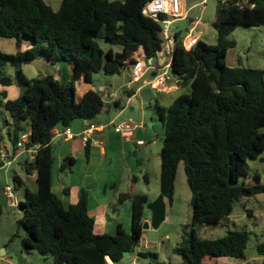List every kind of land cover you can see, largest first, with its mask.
<instances>
[{"label":"trees","instance_id":"trees-1","mask_svg":"<svg viewBox=\"0 0 264 264\" xmlns=\"http://www.w3.org/2000/svg\"><path fill=\"white\" fill-rule=\"evenodd\" d=\"M146 1L61 0L56 9L47 0H0V36L12 37L16 44L15 52L0 49V82L15 81L21 87L16 97H0V111L9 116L6 123L13 128L14 146L25 131L30 132L27 147L39 144L34 159L26 162L27 172H37L36 189L19 174L13 179L15 188L25 185L19 207L27 234L21 247L51 255L52 264H109L107 255L115 263L122 260L140 244L149 196L135 189L136 176L132 177L127 191L120 193L122 201L132 202L130 230L118 223L113 233L94 230L88 190H81L77 202L64 204L52 187L54 128L71 126L76 118L93 119L104 107L121 106V101L107 102L92 87L78 97L74 80L64 82L52 72L29 77L23 66L43 57L53 64L64 62L74 79L93 82L94 72L119 73L140 56H154L164 45L163 27L142 11ZM214 22L215 43L199 38L185 47L178 29L171 69L189 88L169 105H157L165 130L160 191L173 202L183 161L192 192V227L174 246L186 264H217L226 255L245 257L252 230L223 220L242 197L264 192L258 172L256 182L242 180L250 159H264V68L227 62L229 48L236 45L232 30L240 24H264V0H220ZM103 28L105 38L121 49L100 45L96 36ZM6 64L14 67L13 75L5 73ZM88 150L89 145L87 156ZM65 158L62 169L75 161ZM202 224H226L227 230L222 236L200 237L196 227ZM256 249L264 262V240ZM139 253L157 256L150 250Z\"/></svg>","mask_w":264,"mask_h":264},{"label":"rangeland","instance_id":"rangeland-1","mask_svg":"<svg viewBox=\"0 0 264 264\" xmlns=\"http://www.w3.org/2000/svg\"><path fill=\"white\" fill-rule=\"evenodd\" d=\"M54 8H58L61 0H49ZM199 0H184V10L187 11L189 17L183 19H177L173 22V27L182 30L185 34L188 31V26L191 18H198L199 23L195 27V33L202 30V38L208 42L215 43L218 40L217 27L215 25V18L217 13V7L220 0H207L204 5L196 3ZM105 29L103 28L99 34L96 36L100 45L104 49L113 47L118 50L122 46L120 44H115L107 40L104 36ZM230 37L235 39L236 45L232 46L228 50L227 62H234V64H244L264 68V24L263 25H250V24H240L235 27L230 33ZM24 46H27V40L24 42ZM0 49L7 52H15L16 44L15 39L12 37L0 36ZM27 72L31 76L33 66L30 64L26 65ZM67 69V68H66ZM14 70L11 64H7L4 71L9 73ZM40 72V71H39ZM131 75V63L125 66L119 73H107L105 71H98L93 73V84L94 86L103 93L113 92V96H117L126 102L128 95L126 94V83ZM148 76V74L146 75ZM143 81V79H142ZM68 82V81H66ZM151 85V84H150ZM147 89L150 86L146 87ZM189 86H184L181 91L188 90ZM150 90L158 95L159 91L156 89ZM109 94V93H108ZM1 96V95H0ZM138 102L140 98L135 96ZM147 110L153 116L147 115L145 117L146 126L148 131H144L143 137L146 143L143 145V149L149 150V161L145 153H141L139 156L146 159L144 162L139 163V165H144V171L146 170L151 178L150 184L147 181L142 180L139 184L140 188L147 191L155 201L160 194V181L156 178L158 177L160 152L163 146L164 137V125L163 122L155 108V103L150 105L148 102L146 104ZM3 109V107H2ZM130 110V107H128ZM114 115L113 112L111 116ZM9 117V116H8ZM81 118H76L79 121ZM114 127V125H112ZM141 129H143L141 127ZM13 130L11 125L6 123V114L0 111V150L10 152L13 154V141L11 136V131ZM59 146L54 148L55 161H54V185L53 189L56 192H60L59 188L62 184L58 173L60 172V158H59ZM135 149V148H133ZM134 154V151H132ZM264 155V151L262 152ZM114 161L104 165L100 172L106 170L116 171L118 182L123 184L126 182L123 169V163L117 160L112 155ZM65 160V159H63ZM109 160V156H108ZM68 162V160H66ZM84 158L78 161V165L84 163ZM146 163L149 167L146 169ZM69 168V167H67ZM19 173L25 180L28 181L29 186L34 188L35 181L32 179L31 172H27L25 165H21L19 161L13 163H4L0 165V204L2 205V212L0 213V253L3 251L4 244H7L8 251L13 254V261L3 259L1 264H52L53 257L51 255L44 256L40 254L37 250H25L21 247L22 237L27 234L26 229L20 224V218L22 215V210L19 205H11L8 203L7 196L3 193V188L8 182H13L15 173ZM258 172L261 176V181L264 182V159L252 158L248 161V172L242 176V180L247 183H254L257 179L254 174ZM62 173V172H61ZM71 173V172H70ZM64 175V174H63ZM74 175V174H73ZM76 176V175H75ZM142 177V174H141ZM176 190L173 202L168 201L167 206V217L158 226H150L144 228L146 233L145 237H142L140 244L131 253L128 252L124 255L122 260L116 262V264H129L132 262L133 258H136L137 264H149L150 256H145L139 253V248L144 250H150L157 253V260L166 262L167 264H186L181 255L174 251V246L181 242L184 238L189 236L191 230L192 221V204H191V188L187 182L184 162H180L178 167V173L176 178ZM25 185L18 186L14 188V192L20 197H24ZM112 187H108L107 195H111ZM264 198V192H259L251 196L247 202L255 209V212L260 218V227L262 231L257 229L256 221L254 216H245L244 218L238 219L239 227H246L252 230L251 237L249 239L246 248V258H236V261L250 260L252 264H262V255L258 253L256 249V243L259 240H264V207H259L257 204L258 200ZM149 205V204H148ZM242 209L240 203L236 202L235 211L236 214ZM262 212V213H261ZM258 222V223H260ZM232 226V225H231ZM197 234L200 237H218L226 233V224H202L197 226ZM127 230H130L128 227ZM13 239H10L13 235ZM147 241L153 242L150 246L147 245Z\"/></svg>","mask_w":264,"mask_h":264},{"label":"crops","instance_id":"crops-1","mask_svg":"<svg viewBox=\"0 0 264 264\" xmlns=\"http://www.w3.org/2000/svg\"><path fill=\"white\" fill-rule=\"evenodd\" d=\"M47 1L50 2L49 0ZM190 26L191 23L189 22L188 28ZM198 33L200 34V38H202V30H199ZM228 63L230 65H234V62H228ZM27 64L33 66V70H32V73H34L33 76L32 75L30 76L28 74L26 68ZM6 65L3 67L4 69ZM23 67H24V71L29 77H37L52 72L56 77H58L64 82L66 81L69 82L74 80L77 87L78 97H80L84 93V91L88 88L92 87L97 89L94 86L93 82H87L83 78L74 79L73 73L70 71V69L67 67V65L64 62L53 64L47 61L46 59H44L43 57H39V58H35L33 61L29 63H25ZM7 74L13 75L14 70ZM130 77L131 75L129 76V79ZM142 79L134 82V86L133 88H131V90L133 91L132 94H129L128 89H126V94L128 95L126 102H124L123 99L120 97H117L115 95L113 96V92H104L106 91L104 90L102 93L103 96L104 94H108V93L112 94L111 96H109L111 102H114L116 99H119L121 101V106L113 105L110 107H104L103 110L108 111V113L104 114L102 113L103 111L102 110L93 119H87V120L80 119L79 121L74 120L73 123L71 124V127L74 132V135L72 137H67L65 134L60 133L61 130L63 129L62 126L59 125L54 128L55 134L52 139V143H53V148L59 146L58 151L60 158V163H59L60 172L58 173V177L62 182L59 188L60 192L57 193L62 196L64 204L66 206H69L71 203H75L78 201L82 189L88 190L89 192L88 206L90 212L95 216L94 230L96 232H100V233L116 232L118 228V223H122L126 229H128V227L129 228L131 227L132 202L130 200L122 201L120 199V193L127 191L132 177L136 176L135 189L138 192L147 193L149 196L148 202L152 201V198L149 195V193L141 189L139 186L142 180L147 181L148 184H150L151 182L149 173L146 170L144 171L145 168L144 165H139V163H142L146 160L144 159L143 161L142 158L139 156L141 153H145L149 161L150 149L149 150L143 149V145L146 143V141L144 143L137 142L138 139H144L143 137L144 131L146 132L148 131L145 117L147 115H150L151 117L153 116V114H151L149 110H147L146 104L149 102L151 105L154 101L155 108L157 109L158 112L157 105H169L175 100V98L179 94L184 92V90L181 91V88L187 86L182 80V78H178L175 76L171 82V87L169 89L158 90L152 87L144 78ZM147 86H150L152 90L156 89L161 93L156 95L150 90V88L147 89L146 88ZM3 91H5L6 94L2 95ZM20 92H21V87L15 81H13L10 84H4L0 82V95H1L0 97H2L3 100L7 99L8 97H16ZM135 96H138L140 98L139 102L136 99H134ZM128 107H130V110H128ZM1 108L2 107H0V110ZM112 112L114 115L111 116ZM5 114H6V118H9L8 114L7 113ZM124 119H131L136 123H142V125H139L134 129L133 135H131L129 138L123 136L121 132L117 131L112 126L114 121L119 122ZM85 122L87 123L94 122L100 124L101 128L99 129L93 128L86 131L87 124ZM141 127L143 129H141ZM87 145H89L88 156L86 153ZM132 151H134V154L132 153ZM34 153L35 151L31 147L27 148V147L14 146L13 154H11L12 156L11 163L19 161L20 164L25 165L26 168V162L34 159ZM112 155L115 158H117V160L121 161V163H123L124 165L123 169H125L124 177L126 182H124L123 184L118 182L116 171H111L108 169L106 170V172L104 171L100 172L101 168L104 165L110 162L112 163L114 161ZM66 156L74 157L75 161L74 163L70 164L69 168L62 169L61 165L62 163L66 162V158H65ZM108 156H109V160H108ZM160 157H161V152H160ZM83 158L85 161L84 163H82V165L79 166L78 161ZM3 164H4L3 160L0 159V165ZM158 164H159V172H158V177L156 179L157 180L159 179L160 181L161 159L160 161H158ZM146 167H147L146 169H148L149 167L148 163H146ZM53 169H52V187L54 185ZM15 174H19V173L16 172ZM31 175H32V179L35 181L34 188L32 189H36L37 172L35 169L31 170ZM25 184L29 186L27 180H25ZM109 186L112 187L111 195H107ZM161 194L162 193L160 191L158 197ZM249 198H251V196L242 197L238 201L242 209H240L239 212L235 214L234 213L235 207H234V210L223 221L226 224H230L232 226H238L239 225L238 219L244 218L245 216H254L257 229H259V231L260 230L262 231V228L260 227L261 222L258 214L255 212V209H253L252 206H250V204L247 202ZM163 200L165 201L166 210H167L168 199L164 195H163ZM257 200H258L257 204H259V207H264V198ZM167 215L168 214L166 211L164 219H168ZM145 220L148 221V227L158 226L163 221L162 220L158 225L152 224L153 208L149 205L148 206L146 205L144 221ZM145 235L146 233L144 232L142 237H145ZM152 243L153 242L151 241H147V245L149 246ZM4 247L5 250H3L0 253V260L2 261L3 259H6L9 261H13L14 256L12 252L8 251L7 244H4ZM142 250L144 249L139 248V251ZM246 256L243 258H246ZM261 258L263 260V256ZM114 264L116 263L114 262ZM217 264H252V263L250 260H246L245 262L243 261L238 262L236 261V259H234L233 256L226 255L219 257ZM262 264H264V262Z\"/></svg>","mask_w":264,"mask_h":264},{"label":"built area","instance_id":"built-area-1","mask_svg":"<svg viewBox=\"0 0 264 264\" xmlns=\"http://www.w3.org/2000/svg\"><path fill=\"white\" fill-rule=\"evenodd\" d=\"M207 0H199L196 3L204 5ZM142 11L154 19L158 20L163 27L164 45L156 50V54L152 57H138L131 63V77L126 83V87L131 89L134 86V82L144 78L152 87L158 90H167L171 87V82L175 75L172 73L171 62L173 53L178 41L177 31L173 22L177 19H183L189 17L187 11L184 10V0H147ZM191 26L188 28L185 34L182 36V43L185 47H191L196 44L200 38L199 33H195V27L199 23V17L190 19ZM148 74V76H146ZM112 94H104L106 101H110ZM87 120V119H85ZM113 122V121H112ZM86 131L93 128H101L100 124L91 122L87 123ZM114 128L121 132L123 136L129 138L134 133V129L142 125V123H136L131 119H124L119 122H113ZM67 137L74 135L71 126H65L61 132ZM30 132L25 131L21 133V136L17 142V146L27 147L26 142L29 141ZM138 143H144V139H138ZM39 144H33L30 146L36 151ZM28 148V147H27ZM0 159L3 163H11L12 156L8 151L0 150ZM14 182H8L4 187V193L7 196L8 203L11 205H19L20 197L14 192ZM133 252V251H131ZM109 264H114L112 258L107 255ZM131 264H137L136 258H133Z\"/></svg>","mask_w":264,"mask_h":264},{"label":"water","instance_id":"water-1","mask_svg":"<svg viewBox=\"0 0 264 264\" xmlns=\"http://www.w3.org/2000/svg\"><path fill=\"white\" fill-rule=\"evenodd\" d=\"M102 113L106 114L108 111L103 110ZM151 206L153 208V225H158L165 217L166 214V204L163 200V194H161L155 201L148 202L147 206ZM20 224L26 229L25 222L23 220L20 221ZM144 228L148 227V221H144L143 224ZM5 250V247H3ZM132 253V252H131ZM157 261V256H150L149 264H155Z\"/></svg>","mask_w":264,"mask_h":264}]
</instances>
